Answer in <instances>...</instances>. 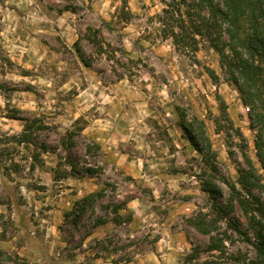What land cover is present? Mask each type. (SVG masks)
Wrapping results in <instances>:
<instances>
[{"label": "rangeland", "instance_id": "374dc122", "mask_svg": "<svg viewBox=\"0 0 264 264\" xmlns=\"http://www.w3.org/2000/svg\"><path fill=\"white\" fill-rule=\"evenodd\" d=\"M186 1L169 13L171 0H0V264L255 257L234 232L226 253L210 252L215 233L191 224L215 216L226 183L242 190L240 169L253 165L264 183V168L249 108ZM185 127L206 134L214 159ZM206 181L223 196L205 192ZM231 217L247 228L238 209Z\"/></svg>", "mask_w": 264, "mask_h": 264}, {"label": "trees", "instance_id": "16d2710c", "mask_svg": "<svg viewBox=\"0 0 264 264\" xmlns=\"http://www.w3.org/2000/svg\"><path fill=\"white\" fill-rule=\"evenodd\" d=\"M171 2L167 12L169 8L174 9V12H181L180 4L176 0ZM182 6L188 12L198 10L200 13L196 32H207L212 40V47L221 54L222 63L237 87L243 103L248 106L251 127L256 132L257 157L264 168V0H192L184 2ZM204 7L208 11V17L202 15ZM172 15L174 17L173 11ZM179 28L183 31L176 35L177 41L179 37L184 36L185 24L182 23ZM80 57L86 62L83 54ZM85 64L87 65V62ZM185 131L189 142L198 152L206 154L210 160L214 159L212 147L210 144L206 145V134L196 137L191 129L185 127ZM20 142L29 144L26 133L22 135ZM248 166V170H239V185L242 190L226 183L230 194L225 203L214 205L215 216L211 218L199 213L191 224L204 235L215 233L209 246L210 252L226 253L227 245L236 243L233 235L229 233L234 232L242 243L252 247L255 257L250 258L249 254L238 250L232 255V260L236 264H264V183L256 167L251 164ZM92 172L90 170L86 173L92 175ZM205 192L214 198L223 196L221 188L210 181L205 182ZM105 197V190L85 197L76 203V212L84 214L88 208H93ZM119 209L114 210L117 215L114 222L122 224L124 222L118 215ZM236 209L245 219L247 228H244L241 220L231 217ZM108 222L100 221V224ZM222 223L227 225L226 230H222ZM0 255L4 253L0 251Z\"/></svg>", "mask_w": 264, "mask_h": 264}, {"label": "crops", "instance_id": "0c3cea01", "mask_svg": "<svg viewBox=\"0 0 264 264\" xmlns=\"http://www.w3.org/2000/svg\"><path fill=\"white\" fill-rule=\"evenodd\" d=\"M167 156H168V155H166V157H167ZM156 157L158 158L159 155H157ZM154 168H156V167H154ZM156 173H157V171H156L155 174H154V178H155V179H156V178H161L160 176H157Z\"/></svg>", "mask_w": 264, "mask_h": 264}]
</instances>
